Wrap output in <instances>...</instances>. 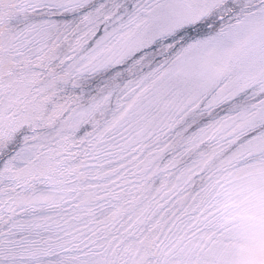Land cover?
<instances>
[{
	"label": "snow or ice",
	"instance_id": "obj_1",
	"mask_svg": "<svg viewBox=\"0 0 264 264\" xmlns=\"http://www.w3.org/2000/svg\"><path fill=\"white\" fill-rule=\"evenodd\" d=\"M0 264H264V0H0Z\"/></svg>",
	"mask_w": 264,
	"mask_h": 264
}]
</instances>
